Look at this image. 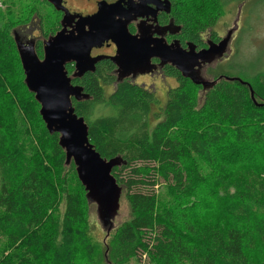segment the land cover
<instances>
[{
	"label": "trees",
	"instance_id": "obj_1",
	"mask_svg": "<svg viewBox=\"0 0 264 264\" xmlns=\"http://www.w3.org/2000/svg\"><path fill=\"white\" fill-rule=\"evenodd\" d=\"M225 4L184 0L171 15L185 38L194 40L196 31L223 15ZM251 69L248 80L239 79L251 84L253 99L250 86L237 81L220 80L199 93L200 86L168 68L178 86L170 89L163 120L151 132L154 100L146 90L123 81L106 101L97 80L111 83L110 71L73 80L92 97L73 100L89 143L102 158L125 162L112 175L124 188L130 218L109 234L103 264H264V105L258 106L264 104V65ZM23 79L13 38L0 31V101L22 113L33 142L22 148L0 111V264H94L99 249L89 239L92 206ZM94 105L113 114L94 117ZM230 147L249 151L254 161L225 163ZM201 193L217 202H204Z\"/></svg>",
	"mask_w": 264,
	"mask_h": 264
},
{
	"label": "water",
	"instance_id": "obj_2",
	"mask_svg": "<svg viewBox=\"0 0 264 264\" xmlns=\"http://www.w3.org/2000/svg\"><path fill=\"white\" fill-rule=\"evenodd\" d=\"M42 1L64 13L60 22L61 30L44 41L41 59L34 50L33 42L27 41L19 28L11 31L23 71V83L39 105L38 114L46 131L50 135H58L57 144L64 152V165L69 167L73 164L87 204L93 207L97 224L107 238L118 224L115 219L124 190L116 182L112 170L124 166L125 162L120 156L102 158L89 143L88 126L84 118L74 111L73 100H92L82 87L71 84L84 74L94 72V64L100 58L91 59L90 49L105 41H114L117 51L111 60L118 69L112 75L117 78L118 84L124 79L132 81L138 75L149 73L152 58H157L161 65L175 68L183 78L206 91L220 80L244 84L239 78L229 77L212 81L205 73L209 65L232 52V34L238 28L240 10L238 8L227 34L219 43L196 51L192 44H187L186 50H183L177 42L166 45L161 39H152L153 33L157 31L153 32L149 28H138L139 39L131 36L127 25L132 21L133 11L131 8H121L120 4H101L94 16L81 17L70 15L62 8L63 0ZM171 26L168 25L165 31L171 30ZM72 62L75 68L68 75L65 66ZM250 96L253 99L251 88Z\"/></svg>",
	"mask_w": 264,
	"mask_h": 264
},
{
	"label": "rangeland",
	"instance_id": "obj_3",
	"mask_svg": "<svg viewBox=\"0 0 264 264\" xmlns=\"http://www.w3.org/2000/svg\"><path fill=\"white\" fill-rule=\"evenodd\" d=\"M31 1V2H30ZM38 1V0H36ZM35 0H0V31H8L10 34L11 29L16 27L21 23L26 15L31 11L30 9H35L39 11L43 16H45L49 8H43L42 5L38 4ZM227 4L224 5V13L221 18L216 22L214 30L219 32L223 29L224 25L232 24L234 17L236 16L237 8L241 6L240 15L242 17L241 26L242 30L237 36L233 48L235 50L234 55L231 56L229 62L226 65L221 66L217 71L211 72V75H217L218 73H223L222 76H231L234 78H244L248 79V76L252 75L251 68L259 70L264 65V0H227ZM36 3V4H35ZM34 6V7H33ZM67 6L71 9L79 7L78 0H68ZM18 23V24H17ZM231 26V25H230ZM240 26V27H241ZM243 72V73H242ZM248 75V76H246ZM137 83L143 82L149 84L151 88L155 87L154 91V101L151 103L150 114H149V127L150 132L155 125L162 122L163 120V107L165 105L166 99L165 89H174L178 86V83L172 79L168 78L167 82L162 85L159 82L151 81L147 78H139L136 80ZM254 89L260 90V87L253 85ZM109 87L105 88L104 100L107 97ZM0 111L5 115V119L11 129L17 131L20 135V144L22 148L28 149L32 147L33 142L30 139V130H26L25 122L22 118V113L19 110L11 111L8 107V103L0 101ZM9 112H12V117L9 116ZM113 114V111L107 106L94 105L93 116H104ZM17 137V135L15 134ZM222 146L219 150H223ZM227 149V148H226ZM232 147L224 151L225 163L230 165L238 164L241 160L243 163H249L254 161L253 156L250 155L249 151L244 150L242 152L231 151ZM255 166H261L258 161ZM264 178V176H263ZM165 191L158 190V197L160 200L165 198ZM201 198L204 199L206 203H215L217 200L208 198L205 194H200ZM90 211V224H88L89 239L92 244L99 249L98 259L94 260V264H103L100 260L107 252L104 245L106 243L111 244V238H105V233L102 232L97 224L95 213L93 207ZM63 210V206L60 208V213ZM130 218V212L127 208L124 197L120 198V208L118 215L115 219L116 223H122ZM105 244H104V243ZM82 256V255H81ZM83 257V256H82ZM80 257V258H82ZM78 264H86L84 259H80Z\"/></svg>",
	"mask_w": 264,
	"mask_h": 264
},
{
	"label": "flooded vegetation",
	"instance_id": "obj_4",
	"mask_svg": "<svg viewBox=\"0 0 264 264\" xmlns=\"http://www.w3.org/2000/svg\"><path fill=\"white\" fill-rule=\"evenodd\" d=\"M78 1L80 6L75 9H71L67 6L68 0H63L62 8L66 9L70 15L81 16V17H92L98 12L101 4H108V5L120 4L121 8L123 9L131 8L133 11L132 21L127 25V30L131 36L136 37V39H139L138 28H149L153 32L157 31V33H153L151 37L152 39H161L164 41L166 45H170L172 43L177 42L180 48L183 50H186L187 44L194 45L195 50L199 51V50L207 49L209 45L219 43L223 39V37L227 34V31L231 25L230 24L227 26L226 24L224 25L223 29L217 32L214 30V27L216 26V22L218 21L216 20L214 25L206 29L205 31L203 30L196 31L194 40H188L185 38V35L183 33L184 30L182 29L181 25L176 23L175 19L171 15L172 8L176 4H182L184 0H78ZM231 1L233 0H230V3ZM40 2L42 3L43 8L45 7L49 8L48 13L45 16H43L39 11L35 9H30L31 11L28 13V18L25 17V19L14 28H19L22 36L24 35L27 41L33 42L34 50L37 56L41 59L43 54L44 41L47 40L49 37L54 36L59 30H61L60 22L64 16V13L62 11L55 10L50 4H48L45 1H40ZM241 6L242 4L238 6L240 11H241ZM241 20L242 17L240 15L238 28L236 32L232 34V41L230 45L232 52L229 55L228 54L222 55V57L219 60H217V62H214L213 64L209 65L206 68V72H205L206 76L210 77L212 81H215L219 77H223V76L221 73H218L217 75H211V72H215L221 66L226 65L229 62L231 56L234 55L235 50L233 48V44L237 36L239 35L240 31L242 30ZM170 24L172 25L171 30L165 31V28ZM178 27H180V29H177ZM13 29H11V31ZM116 51H117V46L114 43V41L108 40L103 43H100L97 46L92 47L89 53L91 59L100 58L94 64V72L97 69H101V70L104 69L110 71L109 77L111 78V83L107 84L106 81H104V78L97 80V85L102 87L104 92H105V88L109 87L107 97H105L106 101L109 99L111 91L114 90V88L120 85L123 81H129L135 86L138 85L139 87H141V89L146 90L147 93L153 97V99H154L153 94L155 91V87L153 86V88H151L149 84L143 82L137 83L136 82L137 79L147 78V79H151V81L159 82L162 85H164V83L167 82L168 78H172L178 83V80H176L177 78L170 76L166 72L168 68H173V67L165 64L161 65L160 61L157 58H152L150 60L151 71L149 73L144 75H138L132 81L129 79L126 80L124 79L121 83L119 84L116 83L117 78L112 74L118 68L111 60L113 57H115ZM38 52H40L41 54L40 56ZM66 67H68V71L70 72L69 73L67 71L68 75H71L75 68V64L72 62L67 64L65 68ZM86 74H84L80 79H82ZM73 83L74 82L72 81L71 84L74 85ZM244 83L248 84L252 90L251 84H249V82L244 81ZM74 86H79V85H74ZM170 89L171 88H166L164 91L167 98ZM205 91L206 90H203L202 87L200 86L199 93H204ZM104 94L105 93H103V99H104ZM253 97H254V93H253Z\"/></svg>",
	"mask_w": 264,
	"mask_h": 264
}]
</instances>
